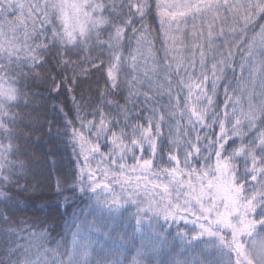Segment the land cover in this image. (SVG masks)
I'll list each match as a JSON object with an SVG mask.
<instances>
[{
    "label": "snow or ice",
    "instance_id": "obj_1",
    "mask_svg": "<svg viewBox=\"0 0 264 264\" xmlns=\"http://www.w3.org/2000/svg\"><path fill=\"white\" fill-rule=\"evenodd\" d=\"M92 70L103 87L53 106L76 162L56 190L107 226L74 211L51 236L16 219L42 127L30 83L59 95ZM0 264H264V0H0Z\"/></svg>",
    "mask_w": 264,
    "mask_h": 264
},
{
    "label": "trees",
    "instance_id": "obj_2",
    "mask_svg": "<svg viewBox=\"0 0 264 264\" xmlns=\"http://www.w3.org/2000/svg\"><path fill=\"white\" fill-rule=\"evenodd\" d=\"M146 19L153 30L159 29V19L155 14L154 8L152 14ZM156 34L157 32L154 31L153 35ZM154 43L156 44V48L160 49L161 43L156 41ZM157 54L160 57L163 56L162 51ZM50 67L52 68L53 74L60 71V69L55 68L54 64L50 65ZM92 73V76L87 80L85 78H78L77 85L66 84L61 89L62 94L59 95L51 92L44 84L39 82L30 83L31 90L38 92L42 97L38 101L41 107L42 127L31 135L25 144V157H34L32 164L33 175L29 176V180L35 186V191L30 190L23 195L22 199L25 201V206L20 210L16 219L46 228L51 236L62 233L67 226L72 225L74 211L81 217L86 215L87 224L89 223V225L96 220V223L104 224L105 227L107 226L105 218L101 217V219H97L99 213L103 214L102 211H98L94 215L90 214L89 201L86 197L80 195L78 189L65 185L63 193L57 192L56 190V180L59 176L66 175L69 177V181H71V177L76 171V162L72 155L71 146L56 136L58 129L62 131L61 125L63 124V117L62 114L53 111V106L66 104V111L71 108L72 101L70 95L67 94L68 87H74L76 91L73 94L77 96H79L81 89L90 90L95 93L98 86L103 87L104 82L100 78V75L95 70H92ZM66 75L71 77V72H67ZM97 81H99V85H97ZM89 84H91L90 89ZM217 99L218 101H223L222 89ZM69 118L74 119V115ZM46 121L53 122L54 126L51 132H49ZM22 143L24 142L22 141ZM64 196L72 198L67 205L64 204ZM73 230L75 229L73 228ZM169 231L172 233V236H175L176 229L174 227ZM92 235L100 239L103 238L97 232L92 233ZM169 239L171 240V236ZM21 243H23V240ZM175 244H180L179 239L175 240ZM203 258L212 259L207 254Z\"/></svg>",
    "mask_w": 264,
    "mask_h": 264
},
{
    "label": "rangeland",
    "instance_id": "obj_3",
    "mask_svg": "<svg viewBox=\"0 0 264 264\" xmlns=\"http://www.w3.org/2000/svg\"><path fill=\"white\" fill-rule=\"evenodd\" d=\"M129 162H131V161H129ZM103 215H105V216H103ZM98 218L97 219H101V217H103V218H105L106 219V214L103 212V214H101V213H99L98 214V216H97ZM95 222H97L96 220H94ZM93 221V222H94ZM98 225H104V224H100V223H97ZM89 225V223L87 224V225H85V231H87V226ZM91 225V224H90ZM94 232H96L95 230H93L92 231V233H94Z\"/></svg>",
    "mask_w": 264,
    "mask_h": 264
}]
</instances>
